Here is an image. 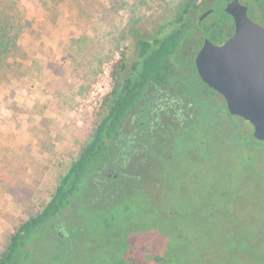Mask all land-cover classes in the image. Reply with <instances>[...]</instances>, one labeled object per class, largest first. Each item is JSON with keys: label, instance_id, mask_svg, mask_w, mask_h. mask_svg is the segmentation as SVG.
Instances as JSON below:
<instances>
[{"label": "rangeland", "instance_id": "1", "mask_svg": "<svg viewBox=\"0 0 264 264\" xmlns=\"http://www.w3.org/2000/svg\"><path fill=\"white\" fill-rule=\"evenodd\" d=\"M9 1L24 25L19 40L24 55L18 77L0 87V252L18 225L49 201L59 178L90 139L121 57L125 56L129 67L136 59L135 39L164 31L177 0ZM238 1L248 8L252 20L262 21L252 0ZM202 3L200 11L211 4L221 8L223 2ZM206 21H221L223 28L231 24L223 13ZM241 125L248 130L249 124L242 121ZM262 146L253 142L257 149ZM228 160L231 170L249 174L251 185L264 191V163L243 166L238 156ZM79 201H71L69 209L53 220V228L42 229L26 241L16 264H114L131 242L139 247L137 258L142 261L151 260L159 250L167 264H264V236L255 237V251L251 247L238 253L217 239L218 253L204 255L199 249L172 243V233L162 235L166 225L158 226V222L155 231L148 228L140 234L147 228L139 229L131 222L128 233L126 218L137 220L136 208L124 217L117 215L118 223L104 234L102 222L92 213H82ZM57 231L62 233L60 241L54 239ZM147 244V250L140 248ZM231 253L236 255L232 261ZM252 254L260 260L252 262Z\"/></svg>", "mask_w": 264, "mask_h": 264}, {"label": "flooded vegetation", "instance_id": "2", "mask_svg": "<svg viewBox=\"0 0 264 264\" xmlns=\"http://www.w3.org/2000/svg\"><path fill=\"white\" fill-rule=\"evenodd\" d=\"M219 1L223 2L221 8L211 4L198 10L199 15L194 13L191 21L182 23L184 30L165 48L158 46L160 55L151 67L152 74L116 125L100 164L84 180V189L78 194L80 210L101 221L104 234L118 223L117 215L124 217L133 208L138 219L133 221L127 215L128 233L131 222L143 228L142 219L162 216L160 211L167 210L180 197L199 200L203 208L205 187L212 185L218 239L222 241L227 235L231 238L239 231L247 237L253 234L254 227L260 237L264 236V191L261 186L251 185L249 174L231 170L233 164L228 160L229 156H238L239 162L247 165L264 163V140L254 137L251 123L230 114L224 97L202 80L195 62L205 40L220 46L234 34L233 18L225 10L233 0ZM252 1L262 21L252 20L246 7L247 17L264 28V0ZM215 13L230 19L228 28L221 27V21H206ZM123 78L117 77V81L123 82ZM242 121L249 124L248 130ZM253 142L262 143V148L253 147ZM230 147L234 151L228 152ZM116 234L122 236V232ZM56 237L62 238V233L57 231ZM125 250L124 260L129 254L136 258L139 254V247L132 242Z\"/></svg>", "mask_w": 264, "mask_h": 264}, {"label": "trees", "instance_id": "3", "mask_svg": "<svg viewBox=\"0 0 264 264\" xmlns=\"http://www.w3.org/2000/svg\"><path fill=\"white\" fill-rule=\"evenodd\" d=\"M202 4V0H177L172 7L173 17L168 21V27L164 31L161 29L148 38L138 37L135 39L136 59L129 67L124 63L125 56L121 57L119 65L113 71L115 77L113 89L104 99L102 112L99 114V119L93 128L90 139L83 145L78 156L69 164L66 172L59 178L49 201L35 216L20 223L9 235L4 248L0 252V264H16L24 243L32 239L42 229L53 228V220L69 209L73 199L81 198L78 194L84 189L85 178L100 164L116 125L122 118L126 108L135 100L145 81L152 74L151 67L156 64V56L160 55L158 46L161 45L165 48L169 40L174 39L179 31H183L184 26L182 23L191 21L190 18L202 7ZM13 6V3L9 0H0V87L7 84L10 78L18 77L24 55L19 46L24 25L19 13L16 12ZM121 76L124 77L123 82L117 81V77ZM195 159L197 160L196 157ZM195 159L194 163L196 162ZM256 163L253 165H256ZM258 164L261 163L258 162ZM242 165L245 166L244 163ZM242 181L245 182V180ZM205 189L207 193L205 192L206 200L203 208L199 200L180 197L167 210L160 211L162 216L155 219L151 218L152 222L150 223L149 219H146L143 223L141 222V225L143 228H149L153 231L158 226L166 225L162 227V230H164L162 235L166 234L165 231L172 233L174 239L172 243H182L181 246L186 245L188 249L189 247L192 248L189 250L199 249L203 252L201 254L218 253L216 249L220 244H217V203L214 200L212 201V192L215 189L212 185H208ZM236 206L238 207V204ZM126 207L127 204L124 205V208ZM224 207L226 208V206ZM118 209L119 207L114 209L112 214L115 215ZM221 209L224 210V208ZM148 213L154 212L148 211ZM201 218H203V221H201ZM156 222H158V226H155L157 225ZM253 222V225H255L256 220ZM157 230H161V228ZM245 236V233L239 231L231 238L227 235L221 242L222 245L233 246L232 248H235L238 253L251 247V250L255 251L253 249L257 244H254V240L255 237H259L256 227L253 228L252 235ZM54 239L61 240L56 236ZM250 241L252 243L246 249L245 246ZM142 249L145 250L146 248L142 247ZM227 250L230 252V249ZM157 252L160 254L157 253L151 258L149 257L151 260L142 261L129 254L126 260L122 258L114 264H167L165 263V255L159 250ZM229 258L232 261L236 258V255L231 253ZM254 259L260 260L258 255L252 254V262Z\"/></svg>", "mask_w": 264, "mask_h": 264}, {"label": "water", "instance_id": "4", "mask_svg": "<svg viewBox=\"0 0 264 264\" xmlns=\"http://www.w3.org/2000/svg\"><path fill=\"white\" fill-rule=\"evenodd\" d=\"M225 10L234 34L220 46L205 40L196 66L202 80L224 97L230 114L251 123L254 137L264 140V28L247 17L238 0Z\"/></svg>", "mask_w": 264, "mask_h": 264}, {"label": "built area", "instance_id": "5", "mask_svg": "<svg viewBox=\"0 0 264 264\" xmlns=\"http://www.w3.org/2000/svg\"><path fill=\"white\" fill-rule=\"evenodd\" d=\"M114 82H115V81H113L112 86H111V89L109 90V92H108L105 96L109 95V93L112 91V89H113V85H114Z\"/></svg>", "mask_w": 264, "mask_h": 264}]
</instances>
